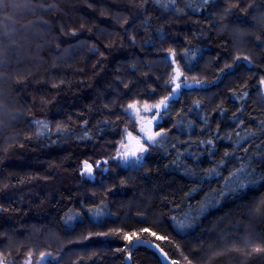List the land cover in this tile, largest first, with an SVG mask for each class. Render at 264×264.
<instances>
[{"label": "trees", "instance_id": "obj_1", "mask_svg": "<svg viewBox=\"0 0 264 264\" xmlns=\"http://www.w3.org/2000/svg\"><path fill=\"white\" fill-rule=\"evenodd\" d=\"M43 2L32 0L30 10L22 7L27 0H6L0 9L10 32L0 68V256L13 264L29 252L34 260L51 252L44 264H162L153 249L123 239L137 232L180 264L184 257L262 264L226 249L264 244V215L255 212L264 186L241 190L231 178L249 162L237 159L244 156L253 157L257 178L264 175L256 164L264 152V0H215L199 12L186 0L174 6L183 12L153 3L138 9L139 0H47L57 5L51 14L39 9ZM226 64L232 67L221 72ZM177 66L206 83L179 90L156 123L167 135L136 167L113 166L80 181L82 161L114 158L125 130H136L127 106L167 95ZM213 168L219 175L208 174ZM90 209L103 213L102 223ZM177 221L191 226L177 231Z\"/></svg>", "mask_w": 264, "mask_h": 264}, {"label": "snow or ice", "instance_id": "obj_2", "mask_svg": "<svg viewBox=\"0 0 264 264\" xmlns=\"http://www.w3.org/2000/svg\"><path fill=\"white\" fill-rule=\"evenodd\" d=\"M113 3L118 2V0H112ZM212 2L214 3L215 0H199V3H197V0H186V4L187 7L193 11V12H199L201 10V8H206L207 5ZM6 0H0V9H2L5 6ZM148 3H153L155 6H157L162 12H167L169 9H171L172 11H180L183 12V9H176L174 6L176 5V0H139V2L136 4V7L138 9H143L145 4ZM47 4V6H45ZM11 6L13 7H21L20 5H16L15 3H12ZM236 7H238L239 5H234ZM22 7L24 8H28L30 10H34L35 6L32 4V0H27V3L23 4ZM40 10H43L45 13L47 14H51L53 11L57 10V5L54 3H47V0H44L43 3H40L38 5ZM89 7H92L91 4H89ZM103 14V13H102ZM11 19V17H4V20H9ZM125 23H127L128 21L125 20ZM46 23V22H45ZM0 25H4V21L0 20ZM83 27V25L81 26ZM71 35L75 36L77 35V32L75 30H73L71 32ZM10 39V32L7 30V26L4 25L3 27H0V68H4L7 67V62L5 61L4 57V53L5 51H7L8 49L5 47V43L6 40ZM259 39V38H257ZM10 47V45H9ZM57 48H59V45H57ZM92 51H95V46H93L92 49H90ZM170 55L173 57L172 59V64H177V61L174 59L175 57V52L172 49L168 50ZM187 52V50H186ZM237 59H241L240 57H237ZM243 60L247 61L248 64H252V60L250 57L248 56H244ZM231 65H225V68L221 69V72L225 71V69H229L231 68ZM4 77L3 75H0V81H3ZM17 84H22L23 80L22 79H18L16 81ZM168 84L174 85L172 88H170L168 90V94L163 96V98H161L157 103L155 104H147L145 103L142 107L143 110L145 112H151L153 110H155V114L152 117V120H149L148 126H141L139 131L140 133H143V138H141L140 136H133L131 132H127V129L125 130L126 135L128 137H130L132 140H134L137 145L138 148L135 151H131L129 152H123V153H118V155L120 156V158L127 164L130 160V158L133 159L134 164L139 165L141 164L142 158H143V153L148 151V148L150 145L152 144H157L160 141L158 140V138L160 137H165L167 135V132L164 130H160V131H151V125H152V121H157V118L161 116L162 112H166L167 109L170 106V103L173 101V99L178 95L179 90L184 87V88H193L195 86H203L206 82L204 80H201L199 78H197L196 76H186L183 74V72L180 70L179 66L175 67L173 69V74L169 76L168 80H167ZM259 84L261 87H264V76L259 78ZM57 85H53V87H56ZM245 87H247V85H245ZM248 95V93L245 91L240 99H244L246 96ZM262 95H264V93H262ZM197 106H199L200 102L196 101L195 102ZM3 105L0 104V116L3 115ZM129 110H132L131 113H129ZM126 113H129V115H138L140 112V108L137 106L136 103H132L129 104L127 106V108L125 109ZM14 119V117H13ZM3 121L2 119H0V125H2ZM36 125L39 126V128L42 129H48V124L43 122V121H35L34 122ZM85 124H87V121L84 122ZM242 123V121H241ZM261 132H264V122H261L260 125V129ZM56 131L58 133H63L68 131L67 128L61 127V126H57ZM44 133L42 131H37L36 135L37 136H41ZM252 136H255L256 133H249ZM237 135H239V133H237ZM87 136V133L85 132V137ZM85 137H81V139H84ZM248 137L245 136L244 139H247ZM201 143H204L203 141ZM208 144H212L213 141L212 140H208L207 141ZM127 147V145L124 144L123 141H121V148H125ZM257 147H259V145H257ZM244 152L247 153L248 149L245 148ZM231 154L228 152L224 153V156H230ZM256 155H259L261 157L260 160L256 161L257 165H264V152L261 153H257ZM239 160H247L249 161L248 163H241L240 166L233 172H231V178L233 179L234 184L241 190L243 189H249V190H257L256 186L257 185H261L264 186V175H260L259 178H257V174H256V169L255 167H253L251 161L253 159V157H249V156H244V157H240L237 158ZM221 164L224 163L223 160L220 161ZM98 166V164H97ZM92 165L89 164L87 161H84V171L81 173V175H88L89 177L92 176ZM209 175L212 174H216L219 175L218 171L216 168L210 169L209 170ZM241 177H243V179H241ZM247 181V183H245L244 181ZM234 191V189H230L229 190ZM220 194V193H218ZM89 211H94V215L97 218L94 223L99 224L102 223L99 220V217H101L103 215V213L100 210H92L90 209ZM256 214H261L264 215V201L260 202V205L255 209ZM69 219H72V217H69ZM175 219V218H174ZM191 225L189 223H187L186 221H177L173 227L177 230V231H181L187 227H190ZM119 232V230H113L111 233H96V235H110V234H117ZM140 232L142 233H149V235L151 237H155L156 240H160V241H165L168 238L166 236L163 235H157L156 232L154 231H150L147 228H143L140 229ZM92 234L90 233L89 236H85L83 237V239H89L90 236ZM123 239L127 240L129 242V244L133 243V239H135V244L136 245H147L148 247H155L156 249H158V256L160 258V260L163 262V264H180V262L176 259H171L169 256V253L166 252L164 250L163 247H161V245L159 244H155L153 245V241L150 239H145L142 238L137 232H131V233H123ZM118 251H127L126 248L124 249H118ZM227 252H236L241 256H246L248 258H259L262 262V264H264V244H260V245H253V246H249V241L245 240L244 241V247L243 248H237V247H233L231 249H226ZM225 253H217V255H224ZM32 256L33 253L29 252L27 254V259L25 260V264H33L32 261ZM53 254L51 252H42L39 255V258L35 261V264H44V262L48 261L49 258H52ZM127 259L131 260V254L129 253ZM184 260L186 262V264H192V260L189 259L188 257H184ZM0 264H8L7 259L0 256ZM58 264V262H57Z\"/></svg>", "mask_w": 264, "mask_h": 264}, {"label": "rangeland", "instance_id": "obj_3", "mask_svg": "<svg viewBox=\"0 0 264 264\" xmlns=\"http://www.w3.org/2000/svg\"><path fill=\"white\" fill-rule=\"evenodd\" d=\"M237 40H238V39H237ZM261 89H262V93H264V87H261ZM263 99H264V95H263ZM145 103L151 105V104H155V103H157V102H155V103H153V102H145V101H143V102H142V101H141V102H136L137 106L140 108V112H139L138 115H131L132 118H133V120L135 121V128H136V130H135L134 132L131 131L132 129L127 130V132H131V133H133V134H135V135H137V136H140V137L144 135L143 133H140V131H139V129H140V127H141V123H142V121H145V120H147V119H149V118L152 117V115L150 114V112H145V111L143 110V107H142V106H143ZM129 112L131 113L132 110H129ZM157 120H158V122H160V121L162 120V117H159ZM156 123H157V122H156ZM160 130H163V129H158V130H156V131H160ZM126 137H127L126 132H124L122 138L120 139V141H119L118 144H117L116 153H115L114 158H111V159H108V160H106V159H104V160H103V159H99V160H96V161H94V162H89V161H87L89 164L92 165L93 172H92V176H91V177H89V176L86 175V174H85V175H81V173L84 171V161H86V160L82 161V162H81V165H80V167H79V170H78L80 181H83V180H84V181H93V180L96 179L97 174H99V173H103V172H105L107 169H110V168L113 167V166H119V165H120V167H121V166H122V167H136L137 165L134 164V161H133L132 158H130L129 162L126 164V163L120 158V156L118 155V153L128 152L129 149H130L129 146H128V144H127ZM160 138H161V137H160ZM160 138H158V140H159ZM121 141H123L124 144L127 145V147H125V148H121ZM153 145H155V144H152V145H150V146H153ZM150 146H149V148H150ZM149 148H148V149H149ZM146 153H147V152L143 153V158H144V156H145ZM143 158H142V160H143ZM97 164H98V166H97ZM27 258H28V257H25V258H24L19 264H25V260H26ZM36 260H37V259H35V260L32 259L33 264H35V261H36ZM7 262H8V264H13V262L10 261V260H7ZM44 263H45V262H44Z\"/></svg>", "mask_w": 264, "mask_h": 264}, {"label": "water", "instance_id": "obj_4", "mask_svg": "<svg viewBox=\"0 0 264 264\" xmlns=\"http://www.w3.org/2000/svg\"><path fill=\"white\" fill-rule=\"evenodd\" d=\"M177 97V96H176ZM175 97V98H176ZM151 112H153L154 114H155V110H153V111H151ZM163 113V112H162ZM162 113H161V115H162ZM153 117V116H152ZM152 117L151 118H149V119H147L146 121H143L142 122V125L143 126H145V127H147L148 126V121L149 120H152ZM159 118V117H158ZM157 118V119H158ZM156 122L157 121H152V125H151V131H153V132H155V127H156ZM133 135V134H132ZM133 136H136V135H133ZM141 138H143V137H141ZM126 140H127V144H128V146H129V153L131 152V151H135L137 148H138V145H137V143L134 141V140H132L130 137H126ZM155 244H158V243H156V242H154L153 241V245H155ZM145 246H147V245H145ZM148 247V246H147ZM150 248V247H149ZM151 249H153L156 253H158V249H156L154 246L153 247H151ZM161 263L163 264V262L161 261ZM126 264H130L127 260H126Z\"/></svg>", "mask_w": 264, "mask_h": 264}, {"label": "flooded vegetation", "instance_id": "obj_5", "mask_svg": "<svg viewBox=\"0 0 264 264\" xmlns=\"http://www.w3.org/2000/svg\"><path fill=\"white\" fill-rule=\"evenodd\" d=\"M150 113H153V112H150ZM152 116L154 115V114H151ZM146 121V120H145ZM143 122V121H142ZM141 126H142V123H141ZM141 137H143V136H141Z\"/></svg>", "mask_w": 264, "mask_h": 264}, {"label": "bare ground", "instance_id": "obj_6", "mask_svg": "<svg viewBox=\"0 0 264 264\" xmlns=\"http://www.w3.org/2000/svg\"><path fill=\"white\" fill-rule=\"evenodd\" d=\"M133 134V133H132ZM133 135H135V134H133ZM137 136V135H136Z\"/></svg>", "mask_w": 264, "mask_h": 264}]
</instances>
